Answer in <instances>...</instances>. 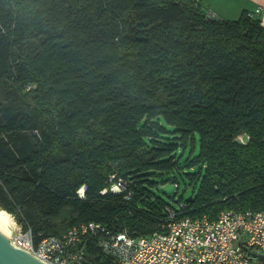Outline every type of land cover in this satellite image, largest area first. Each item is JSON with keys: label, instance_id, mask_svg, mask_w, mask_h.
<instances>
[{"label": "trees", "instance_id": "1", "mask_svg": "<svg viewBox=\"0 0 264 264\" xmlns=\"http://www.w3.org/2000/svg\"><path fill=\"white\" fill-rule=\"evenodd\" d=\"M263 139L264 29L246 12L0 0V209L35 243L82 223L149 236L181 203L210 219L264 211ZM160 176L192 198L163 202L149 189ZM94 244L85 252L106 264Z\"/></svg>", "mask_w": 264, "mask_h": 264}, {"label": "built area", "instance_id": "2", "mask_svg": "<svg viewBox=\"0 0 264 264\" xmlns=\"http://www.w3.org/2000/svg\"><path fill=\"white\" fill-rule=\"evenodd\" d=\"M205 15L218 20L212 12ZM246 16L264 29V3ZM237 139L244 142L246 137ZM124 189L121 182L110 187L112 192ZM78 194L83 196L84 188ZM184 207L183 203L178 209L165 206V223L145 237L111 234L100 224L82 223L62 237H46L35 243L29 228L15 224L16 232L10 234L9 243L41 264H93L97 255L92 259L85 252L88 239L95 241L101 253L97 254L106 264H264L249 255L264 256V211H224L210 219L183 216L180 210ZM86 236L90 237L85 242Z\"/></svg>", "mask_w": 264, "mask_h": 264}, {"label": "rangeland", "instance_id": "3", "mask_svg": "<svg viewBox=\"0 0 264 264\" xmlns=\"http://www.w3.org/2000/svg\"><path fill=\"white\" fill-rule=\"evenodd\" d=\"M200 3V10L203 14H207L208 12L214 13L215 17L218 20L224 21H233L237 20L240 15L243 13L242 8H246L248 11H253V5L247 3L245 0H195ZM198 140L196 141V148L194 151V155L197 154L198 151ZM190 147H187L184 151L181 160H184L186 156L189 154ZM165 176L155 177L153 178L154 184L149 186V189L153 191L163 202L169 203L172 206H176L174 201L179 198L186 199L191 195V189H186L184 183L180 181L179 190L176 192V187L174 184L170 182H164ZM13 218V217H12ZM13 223L17 222L13 218ZM12 225V224H11ZM19 225V224H18ZM14 226V224H13ZM11 230V234L16 232V228L9 227Z\"/></svg>", "mask_w": 264, "mask_h": 264}, {"label": "water", "instance_id": "4", "mask_svg": "<svg viewBox=\"0 0 264 264\" xmlns=\"http://www.w3.org/2000/svg\"><path fill=\"white\" fill-rule=\"evenodd\" d=\"M192 197L189 196L190 200ZM8 237L0 232V264H41L25 252L15 249L10 245ZM253 257H258L264 263V256H257L249 253Z\"/></svg>", "mask_w": 264, "mask_h": 264}, {"label": "bare ground", "instance_id": "5", "mask_svg": "<svg viewBox=\"0 0 264 264\" xmlns=\"http://www.w3.org/2000/svg\"><path fill=\"white\" fill-rule=\"evenodd\" d=\"M9 227H15V223H13V218L9 213L0 209V232L8 238L11 234V230Z\"/></svg>", "mask_w": 264, "mask_h": 264}, {"label": "crops", "instance_id": "6", "mask_svg": "<svg viewBox=\"0 0 264 264\" xmlns=\"http://www.w3.org/2000/svg\"><path fill=\"white\" fill-rule=\"evenodd\" d=\"M247 3H250L253 5V7L255 8L257 5L259 4H263L264 3V0H245ZM253 8V10H254ZM244 9L243 12H251V11H248L246 8H242ZM221 20V19H220Z\"/></svg>", "mask_w": 264, "mask_h": 264}]
</instances>
